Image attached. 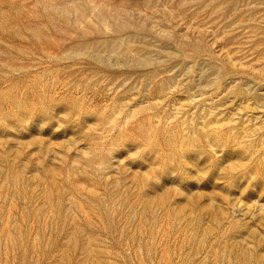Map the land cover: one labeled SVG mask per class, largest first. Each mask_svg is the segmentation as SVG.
<instances>
[{"label":"rangeland","instance_id":"rangeland-1","mask_svg":"<svg viewBox=\"0 0 264 264\" xmlns=\"http://www.w3.org/2000/svg\"><path fill=\"white\" fill-rule=\"evenodd\" d=\"M264 0H0V264H264Z\"/></svg>","mask_w":264,"mask_h":264},{"label":"bare ground","instance_id":"bare-ground-1","mask_svg":"<svg viewBox=\"0 0 264 264\" xmlns=\"http://www.w3.org/2000/svg\"><path fill=\"white\" fill-rule=\"evenodd\" d=\"M260 206H264V202H261V203H260Z\"/></svg>","mask_w":264,"mask_h":264}]
</instances>
